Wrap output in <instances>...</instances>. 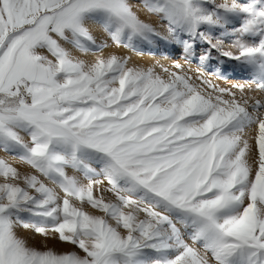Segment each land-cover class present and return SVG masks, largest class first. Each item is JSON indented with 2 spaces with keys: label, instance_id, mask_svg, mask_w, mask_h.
Masks as SVG:
<instances>
[{
  "label": "snow or ice",
  "instance_id": "obj_1",
  "mask_svg": "<svg viewBox=\"0 0 264 264\" xmlns=\"http://www.w3.org/2000/svg\"><path fill=\"white\" fill-rule=\"evenodd\" d=\"M0 151V264H264V0H0Z\"/></svg>",
  "mask_w": 264,
  "mask_h": 264
},
{
  "label": "rangeland",
  "instance_id": "obj_2",
  "mask_svg": "<svg viewBox=\"0 0 264 264\" xmlns=\"http://www.w3.org/2000/svg\"><path fill=\"white\" fill-rule=\"evenodd\" d=\"M132 2L134 4H139L140 0H132ZM142 12L140 14H141V17L143 19H146V20L149 19V22L153 23L154 26H156V27L160 26L162 29L159 27L160 28L159 30L160 31L162 30V32H163V30L165 29L166 25L164 24L163 21H161L159 19V17L149 16L146 12H144V11H142ZM151 20H153V21H151ZM155 20H156V23H155ZM99 36H100V33H99ZM101 38L102 39H106V37H103V36H101ZM108 42H109V44H111L110 40ZM157 44L158 45H157L156 48L155 47L152 48L151 45H147V44L140 45V49L143 52V55L156 57L162 51L165 52V50H163L164 42L160 41ZM111 48H112V50H110V49H106L105 50V54L106 55L108 53H110V52H115L116 54H119V55L131 56L132 57V61L136 62L137 64L142 62V59H141L142 55H140L136 51H132L130 49L123 48V47H121V50H120V48H117L115 45H112ZM169 51H171V52L174 51V53L172 54L171 57H173V58L175 57V59L181 60L183 63H186L184 58H183V53H182L181 47H179V46L173 47L172 46V48L169 49ZM202 51H203V47H198L196 49V53L194 54V58L190 62L191 66L194 67L195 69L198 67V61L195 58V56H197ZM213 57H215V59H213V61L211 63V68L217 67V60L221 61L224 64V66H225L224 67V71L226 72V74H227V76L229 78V84L237 83V82H243L244 79L249 75L248 72L241 71L239 69V66H238L236 61H232V60L226 59L224 57H221V56H219L218 53H215V52H213ZM216 82L219 83L221 86H227V85H225V83L223 81H216ZM0 156H3L5 158L9 159L10 162H12L21 171L28 170L27 165L22 164V163L18 162L17 160L13 159V157L10 154L5 153L3 151H0ZM87 210L93 211V212L95 211V210H93L91 208H88ZM20 235L29 238V242L32 245L36 246V247H41L42 248L46 244L48 247L54 248L57 251H71V250H74V246H72L70 244H67V243H64V242H61L59 240V238H58V235H55V236L50 235L48 238H45L43 236H40L38 234H35V233L31 232V231H26V230H20Z\"/></svg>",
  "mask_w": 264,
  "mask_h": 264
},
{
  "label": "bare ground",
  "instance_id": "obj_3",
  "mask_svg": "<svg viewBox=\"0 0 264 264\" xmlns=\"http://www.w3.org/2000/svg\"><path fill=\"white\" fill-rule=\"evenodd\" d=\"M142 12V11H141ZM143 13V12H142ZM148 21H149V19H148ZM151 21H153V20H151ZM155 23H156V20H155ZM160 26H157V29L159 30L160 28H159ZM162 29V28H161ZM165 30V29H164ZM163 30V31H164ZM162 31V30H161ZM97 34H98V36H99V32H97ZM157 43L156 44H152L151 46H152V48H156L157 47ZM172 48V46H170V45H168V44H165L164 43V45H163V50H165V52L164 51H162L161 53H159V55L158 56H156V57H151V56H147V55H142L141 56V59H142V62H140L139 64H141V65H144V66H149V65H151V64H154L156 61H160L161 63H164V64H171L172 63V61L173 60H177V59H175V57L173 58V57H171L172 56V54L174 53V51L173 52H171V51H169V49H171ZM110 50H112V48H109ZM120 50H121V48H120ZM134 55V54H133ZM177 57V56H176ZM181 63H183L181 60H179ZM133 63H136V62H134V61H132ZM137 64V63H136ZM191 68L193 69V70H195V68L194 67H192L191 66Z\"/></svg>",
  "mask_w": 264,
  "mask_h": 264
}]
</instances>
